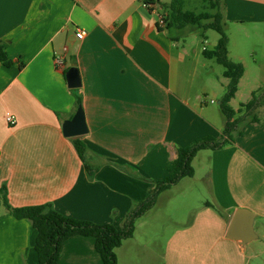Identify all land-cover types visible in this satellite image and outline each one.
Instances as JSON below:
<instances>
[{
    "label": "crops",
    "instance_id": "obj_1",
    "mask_svg": "<svg viewBox=\"0 0 264 264\" xmlns=\"http://www.w3.org/2000/svg\"><path fill=\"white\" fill-rule=\"evenodd\" d=\"M154 1L0 0V43L12 61L0 63V188L6 186L12 206L51 203L72 218L121 227L168 174L178 148L222 135L215 103L228 83L224 70L210 75L215 59L180 46L182 29L159 22L171 0ZM221 7L228 55L245 68L230 101L240 121L232 141L198 151L193 176L180 180L195 183L185 207L189 220L174 221L163 264H264V97L250 110L241 107L262 88L249 82L264 81V0H221ZM78 29L85 31L81 39ZM72 65L76 88L66 77ZM78 97L88 127L79 137L88 164L97 167L92 174L62 131ZM195 159L205 161L204 170ZM238 208L257 216L259 239L245 246L226 236ZM151 211L116 248L118 264H154V234L137 238ZM35 237L31 221L12 216L0 192V264H36ZM56 264L103 261L93 237L73 235Z\"/></svg>",
    "mask_w": 264,
    "mask_h": 264
},
{
    "label": "trees",
    "instance_id": "obj_2",
    "mask_svg": "<svg viewBox=\"0 0 264 264\" xmlns=\"http://www.w3.org/2000/svg\"><path fill=\"white\" fill-rule=\"evenodd\" d=\"M151 6L154 0H141ZM215 12L202 11L195 13L190 10H183V0H171L168 4H162L164 12L162 18L166 28L181 29L186 25L200 26L205 29H214L220 37L212 49L204 48L202 53L205 58L215 59L224 67L223 75L228 79L226 89L220 98L218 107L224 117V128L221 136H205L193 141L191 144L180 147L177 150V157L172 161L168 174L162 179L155 181V189L144 200L136 204L127 214L124 224L121 227L113 223H95L87 220H80L64 215L55 210L51 203L15 207L7 199L6 186L0 188L2 202L7 210L17 219H29L36 231L34 249L37 254L36 264H56L60 247L63 241L73 235L90 236L95 239V248L102 258L103 264H118L116 248L122 242L133 236L136 220L151 210L160 195L170 189L184 177H191L194 174L192 160L198 151L208 148H219L234 138V131L240 121L230 101L234 97L240 78L244 73V65L241 62L233 61L228 56V35L225 30V22L222 13L221 0H210ZM205 20L203 24L202 21ZM0 63L11 65L4 46L0 43ZM264 97V88L257 98L255 91L251 99L241 104L246 111L253 108L259 100ZM78 104L81 100L78 97ZM73 145L83 161L87 171L92 174L97 167L91 166L86 158V144L80 137L72 138Z\"/></svg>",
    "mask_w": 264,
    "mask_h": 264
},
{
    "label": "rangeland",
    "instance_id": "obj_3",
    "mask_svg": "<svg viewBox=\"0 0 264 264\" xmlns=\"http://www.w3.org/2000/svg\"><path fill=\"white\" fill-rule=\"evenodd\" d=\"M183 10H190L194 11L195 13L202 11L215 12V8H212L210 0H187L183 4ZM202 23L204 24L205 20H203ZM189 27L193 26L186 25L185 27L181 28L182 30H179V33L177 34V41H179V45H183L189 51H192L194 47L201 52L204 47L213 48L220 37V34L216 30L211 28L205 29L203 25L195 26V28L191 31L186 30ZM257 52V57L261 58L260 51L257 50ZM223 70L224 67L214 60L212 61V67H207V71L210 75L213 74V71L219 75ZM249 84L261 85L262 88H258L255 91V95L258 98L264 87V81L258 80L257 82L251 80ZM242 93L244 94V97L243 95H240L241 99H247L245 98V94L247 93L246 87L242 89ZM217 105L218 104L215 103V106ZM243 109L246 110V107ZM194 163L198 170H204L203 165H205V161L197 162L195 159ZM200 174L202 175L204 172L199 173V175ZM193 182L194 181H192V179L186 178L177 183V185L175 184L170 189L160 193L162 196L157 199L155 206L152 208L151 215L147 219V225H144L139 230H137V238L139 241H142L145 236H149L151 233L154 234V240L151 242L154 264H163V247L169 232L174 227H176L174 221H177L180 225H182L189 220V213L186 212L185 207L189 204L188 195L191 191H193L195 185Z\"/></svg>",
    "mask_w": 264,
    "mask_h": 264
},
{
    "label": "water",
    "instance_id": "obj_4",
    "mask_svg": "<svg viewBox=\"0 0 264 264\" xmlns=\"http://www.w3.org/2000/svg\"><path fill=\"white\" fill-rule=\"evenodd\" d=\"M66 77L70 87H79L80 84L75 65H72L67 71ZM62 131L65 137H79L88 132L85 112L81 104L78 105L72 118L63 121ZM256 218L257 216L254 212L246 208H238L231 218L226 236L235 239L241 246L259 239L255 226Z\"/></svg>",
    "mask_w": 264,
    "mask_h": 264
},
{
    "label": "built area",
    "instance_id": "obj_5",
    "mask_svg": "<svg viewBox=\"0 0 264 264\" xmlns=\"http://www.w3.org/2000/svg\"><path fill=\"white\" fill-rule=\"evenodd\" d=\"M159 22H160V24H165L164 20L162 18V15L159 17ZM84 35H85V31L84 30H82V29H78L77 30V32H76V37L77 38L81 39V38L84 37ZM56 63L61 65L63 63V60L60 59V58H56ZM6 121L10 125H14L16 123V118H15V116L13 114L8 112V113H6Z\"/></svg>",
    "mask_w": 264,
    "mask_h": 264
}]
</instances>
